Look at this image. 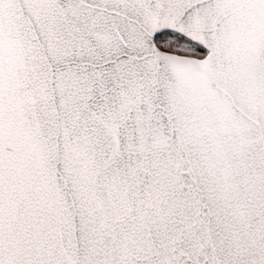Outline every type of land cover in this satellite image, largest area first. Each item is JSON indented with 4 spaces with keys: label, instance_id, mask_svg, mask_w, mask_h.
Instances as JSON below:
<instances>
[{
    "label": "snow or ice",
    "instance_id": "snow-or-ice-1",
    "mask_svg": "<svg viewBox=\"0 0 264 264\" xmlns=\"http://www.w3.org/2000/svg\"><path fill=\"white\" fill-rule=\"evenodd\" d=\"M0 264H264V0H0Z\"/></svg>",
    "mask_w": 264,
    "mask_h": 264
}]
</instances>
